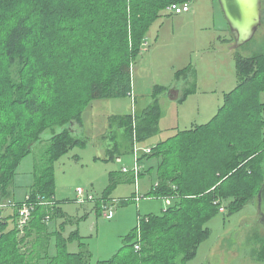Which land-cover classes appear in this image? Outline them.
Wrapping results in <instances>:
<instances>
[{
    "label": "trees",
    "instance_id": "obj_1",
    "mask_svg": "<svg viewBox=\"0 0 264 264\" xmlns=\"http://www.w3.org/2000/svg\"><path fill=\"white\" fill-rule=\"evenodd\" d=\"M192 1L0 0V201L12 196L9 186L20 161L52 132L31 189L14 202L12 215L0 217V264H91L78 230L68 236L47 231L48 221L63 214L54 164L85 144L73 125H82L92 101L131 94L132 64L161 12ZM236 63L238 83L208 122L179 130L138 156L140 166L145 158L157 160L146 169H155L157 177L149 195L170 198L171 204L140 217L130 242L98 264H186L224 201L229 215L257 199L264 182V52L239 56ZM159 114L156 98L141 120L132 114L110 120L144 138ZM40 196L55 205L40 204ZM26 201L35 208L24 235L18 209ZM30 237V248L23 249ZM76 240L79 250L71 251L68 244ZM260 247L257 257L264 262Z\"/></svg>",
    "mask_w": 264,
    "mask_h": 264
},
{
    "label": "rangeland",
    "instance_id": "obj_2",
    "mask_svg": "<svg viewBox=\"0 0 264 264\" xmlns=\"http://www.w3.org/2000/svg\"><path fill=\"white\" fill-rule=\"evenodd\" d=\"M189 5L188 12L177 14L169 8L161 12L132 64L131 94L92 101L83 112L82 125H73L74 135L85 144L75 145L54 164L55 196L64 215L56 214L49 220L47 231L59 230L68 236L78 230L92 254L91 264L111 258L130 242L127 236L140 217L160 214L168 207L167 198L149 195L157 177L155 169H146L155 167L157 160L145 158L142 174L135 180L136 157L179 130L208 122L223 104L225 94L238 83L237 58L264 52V14L254 37L234 48L236 34L218 0H193ZM158 87L163 90L160 92ZM188 89L192 92L182 99ZM172 90L178 92L179 98L171 97ZM156 98L160 114L144 138L136 132L130 135L127 128H119V123L110 120L114 115L129 114L141 120ZM51 134L46 131L43 141L20 161L9 186L12 196L0 201L1 219L12 215L14 202L24 199L31 189ZM78 188L87 190L95 200L82 203ZM105 196L115 203L112 218L97 211ZM227 205L228 201H224L220 207L224 210L208 221L209 233L186 264H264L257 257L264 244L257 199L229 215L225 213ZM12 226L14 221L10 220L9 227ZM28 226L29 222L18 224L21 230ZM27 240L23 249L30 248L34 239ZM78 244L77 240L69 242L68 247L77 251Z\"/></svg>",
    "mask_w": 264,
    "mask_h": 264
},
{
    "label": "water",
    "instance_id": "obj_3",
    "mask_svg": "<svg viewBox=\"0 0 264 264\" xmlns=\"http://www.w3.org/2000/svg\"><path fill=\"white\" fill-rule=\"evenodd\" d=\"M224 16L234 33L236 42L234 48H238L249 42L262 24L263 12L262 0H218ZM172 98H179L178 92L170 91ZM257 208L260 222L264 225V182L257 195Z\"/></svg>",
    "mask_w": 264,
    "mask_h": 264
},
{
    "label": "built area",
    "instance_id": "obj_4",
    "mask_svg": "<svg viewBox=\"0 0 264 264\" xmlns=\"http://www.w3.org/2000/svg\"><path fill=\"white\" fill-rule=\"evenodd\" d=\"M168 8L171 12H174L177 14L190 11V5L188 2H186L184 4L175 3V4H172L171 6H169ZM150 150H151V148L146 149L145 152H150ZM136 161H137L136 167L134 170L135 180L138 179L139 172L141 170V166L138 163V156L136 157ZM77 192H78V197L82 203L86 202V201H91V200L94 201L95 200L94 196L89 194L87 192V190H84L83 188H78ZM39 200H40L39 203L43 204V205H48V206H54L55 205V201L53 199L50 200L49 198H47L45 196H40ZM166 200H167V204L169 206L171 204V199L167 198ZM100 207H101V210H102L104 216H106L108 218H112L114 216L115 203H112L108 200L102 199V204ZM34 208H35V203L32 201H26L19 207V209H18V211H19V217H18L19 225L22 226L24 224H27L30 221ZM220 210L223 211L224 208H221ZM49 218H50V216H47V219H49ZM136 248L139 249L140 245L137 244Z\"/></svg>",
    "mask_w": 264,
    "mask_h": 264
},
{
    "label": "crops",
    "instance_id": "obj_5",
    "mask_svg": "<svg viewBox=\"0 0 264 264\" xmlns=\"http://www.w3.org/2000/svg\"><path fill=\"white\" fill-rule=\"evenodd\" d=\"M26 195H27V193H26ZM26 197V196H25Z\"/></svg>",
    "mask_w": 264,
    "mask_h": 264
}]
</instances>
